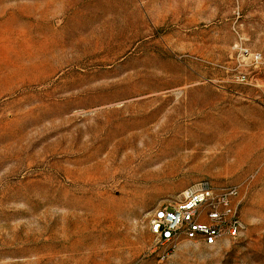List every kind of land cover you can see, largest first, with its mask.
Masks as SVG:
<instances>
[{
  "label": "rangeland",
  "instance_id": "obj_1",
  "mask_svg": "<svg viewBox=\"0 0 264 264\" xmlns=\"http://www.w3.org/2000/svg\"><path fill=\"white\" fill-rule=\"evenodd\" d=\"M202 179L244 232L158 244ZM0 264H264V0H0Z\"/></svg>",
  "mask_w": 264,
  "mask_h": 264
},
{
  "label": "built area",
  "instance_id": "obj_2",
  "mask_svg": "<svg viewBox=\"0 0 264 264\" xmlns=\"http://www.w3.org/2000/svg\"><path fill=\"white\" fill-rule=\"evenodd\" d=\"M238 196L237 185H216L209 179L190 184L177 202L159 207L151 216L156 242L176 247L182 238L206 245L237 238L246 229Z\"/></svg>",
  "mask_w": 264,
  "mask_h": 264
}]
</instances>
